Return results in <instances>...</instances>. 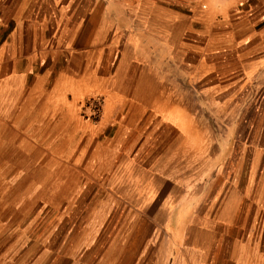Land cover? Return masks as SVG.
<instances>
[{
    "label": "crops",
    "instance_id": "obj_1",
    "mask_svg": "<svg viewBox=\"0 0 264 264\" xmlns=\"http://www.w3.org/2000/svg\"><path fill=\"white\" fill-rule=\"evenodd\" d=\"M0 80L71 139L73 264H264V0H0Z\"/></svg>",
    "mask_w": 264,
    "mask_h": 264
},
{
    "label": "rangeland",
    "instance_id": "obj_2",
    "mask_svg": "<svg viewBox=\"0 0 264 264\" xmlns=\"http://www.w3.org/2000/svg\"><path fill=\"white\" fill-rule=\"evenodd\" d=\"M40 62L34 63L38 69ZM33 78L39 82L40 76ZM47 93L34 90V105L41 106ZM93 100L102 104L100 98L87 101L82 109L86 119ZM10 113L8 91L0 90V264H73L81 219L73 217V204L64 219L63 206H57L67 190L60 183L72 178V171L57 169L58 152L71 148V139L66 134H20L9 122ZM89 253L97 251H82L86 261Z\"/></svg>",
    "mask_w": 264,
    "mask_h": 264
},
{
    "label": "built area",
    "instance_id": "obj_3",
    "mask_svg": "<svg viewBox=\"0 0 264 264\" xmlns=\"http://www.w3.org/2000/svg\"><path fill=\"white\" fill-rule=\"evenodd\" d=\"M102 116V104L99 100H93L90 104V120L97 123Z\"/></svg>",
    "mask_w": 264,
    "mask_h": 264
}]
</instances>
